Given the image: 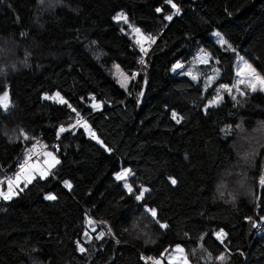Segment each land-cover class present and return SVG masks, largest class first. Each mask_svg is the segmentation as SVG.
<instances>
[{"label": "trees", "instance_id": "trees-1", "mask_svg": "<svg viewBox=\"0 0 264 264\" xmlns=\"http://www.w3.org/2000/svg\"><path fill=\"white\" fill-rule=\"evenodd\" d=\"M173 3L179 15L165 0H0V95L10 94L0 106V178L37 141L60 143L49 147L59 163L48 175L0 200V264H151L177 244L193 262L191 249L201 247L223 256L218 264H264V231L254 227L264 219V147L248 175L257 199L217 191L222 179L237 191L225 171L237 160L236 140L264 123V92L205 109L215 85L233 81L237 52L264 77V0ZM133 28L155 38L143 40L152 45L146 54ZM201 48L221 70L207 92L172 70ZM115 65L132 76L130 88ZM56 90L67 103L45 98ZM76 112L103 143L75 123ZM122 168L131 192L115 176ZM141 185L148 190L137 200ZM141 217L151 242L135 232Z\"/></svg>", "mask_w": 264, "mask_h": 264}, {"label": "rangeland", "instance_id": "rangeland-1", "mask_svg": "<svg viewBox=\"0 0 264 264\" xmlns=\"http://www.w3.org/2000/svg\"><path fill=\"white\" fill-rule=\"evenodd\" d=\"M41 9L45 10L46 8L41 6ZM141 34L143 36L142 31H141ZM212 34L214 36L216 43L219 46L223 47V46L227 45V44L222 45L220 43V38H223L224 40H225V38L219 32L215 31ZM137 38L139 39L140 37H137ZM205 60L207 62H204ZM213 61H214V59L211 56V54L207 50H205L204 48H201L196 52L195 56L191 60L177 62L180 65H182V67L174 69V65H176L177 64L176 63L173 65L172 70H173V72H177L179 74H186L190 78H192L193 76L197 77L195 80L194 79L193 80L201 83L203 86L204 92H207L210 88H212L215 85V81L221 76L220 68L218 66L214 65ZM245 62L250 64L252 66V68L255 69V72L263 77V75H261L257 71V69L252 65V63L243 54L237 52L236 59L234 62L233 81L231 83H222V84L220 83L217 86L215 85L213 93L210 96H207L208 102H207V106L205 107V109L208 107H211V106L218 105L219 103H221L224 100L225 96H229L232 99H237L241 96H245L246 93H248V92L255 93L257 91H261V90H259V86H258V90L253 92L251 90V88L246 87L245 84L239 83V81H241V80L247 81V80L251 79V76L249 75V70H247L245 68ZM202 65H207V67H209L207 70H209V71H203L201 69ZM238 73H240V75H238ZM115 76L117 77L118 83L124 89L130 88L129 86H131V84H132V76L130 74H128L120 65H115ZM222 85H226L227 89H229L230 91L225 90V88H222L221 87ZM237 89H239V90H237ZM7 92L9 93V91H7ZM261 92H264V91H261ZM57 93H59V96L65 100L62 93L58 90H56L54 93H46L45 96L46 97H55ZM241 93H244V94L242 95ZM218 95L222 99H220L218 103L212 104L211 102L213 100L217 99ZM50 100H55V101L59 102V98H54V99H50ZM9 104H10V94H9L8 106H9ZM87 125L89 126L91 131L94 132V130L91 128V126L88 123H87ZM88 133H89V131H88ZM96 139L100 143H103L98 138L97 135H96ZM262 147H264V123L260 124L257 127V131H255V132H253L247 136L241 135L236 140L234 148H235V151L237 152V160L235 161V163L230 168H228L225 171V173L227 175H229V178H228L229 182L235 181V184H234V182H233V184L236 185L237 191L226 190L225 183L227 181L222 179L221 182L217 185V191L220 195L225 194L230 198H234L236 195H244L247 197V199H251V200H255L259 197V193H258L259 188H258V190L255 189L254 184L251 181L250 176H248V175H249L250 169L254 165L256 158L261 154L260 151H263ZM47 153H52L53 156L55 157V159L59 161L58 150H56L55 148H47V151L44 153V161L46 162L45 164L49 168L53 169L57 166V164H55L54 166H51L53 164L52 163L53 160H52V158L50 159V157L46 155ZM37 163H40V162H35V161L30 162L24 168V170L21 172V174H19V180H17V182H15V181L13 182L12 190L15 193V195H13L12 198L18 194V192H19L18 190L22 188V185L24 183H27V179H26L27 176H29V175L36 176L37 173H36V171L33 170V168L38 167ZM39 165H41V164H39ZM42 167L46 168V166H42ZM52 169H49L47 171H50ZM125 169L130 170L129 168H122L120 171H118L115 174V176L117 177V175L119 173L123 172ZM43 172H46V170L42 168L41 173H43ZM130 175H131V172H130ZM130 175L126 176L124 179H121V180H123L124 185L125 184L130 185L131 188L133 189L134 187H133L132 183L129 181ZM262 178H264V176L261 175L259 177V181H258L259 185H262V183H261ZM6 184L7 185L3 184L5 186L0 185V192H4V193L8 192V190H9L8 182ZM17 184L19 185L18 187L16 186ZM27 184H29V183H27ZM143 189L148 190V187L146 185H141L137 195H139L140 191ZM2 198L3 197H0V200ZM6 200H8V199H6ZM151 209H154V208H151ZM141 218L142 219H138L134 223L135 232L138 233V235L142 236L144 238L145 242H151L154 240L155 236L150 234V232L147 228V225H148L147 220L144 217H141ZM89 238H90V236H85L83 240L87 242L90 240ZM177 246H179L180 248H182L184 250L183 253L176 251ZM80 247H83V246H80ZM191 252H192L193 257L195 256L198 258V261L193 262L189 258L185 247L180 245V244L175 245L167 253H165L164 256H161L157 259L155 258V260L159 261L160 263H167V264H185V259L187 260V264H199V263L208 264L209 261H213L214 264H218L219 262L217 259L223 260V256L217 257V259L212 258L211 256H208L201 247H197L194 250L191 249Z\"/></svg>", "mask_w": 264, "mask_h": 264}, {"label": "snow or ice", "instance_id": "snow-or-ice-1", "mask_svg": "<svg viewBox=\"0 0 264 264\" xmlns=\"http://www.w3.org/2000/svg\"><path fill=\"white\" fill-rule=\"evenodd\" d=\"M165 3L171 5V7H172L173 9L176 10V11L174 12V15L179 14V9H178L177 5H176L175 3H173V0H165ZM156 11H157V12H161L162 9H161V8H157ZM164 18H165L166 20L171 21V20H172V15H166ZM114 19H116L117 21H119V20L122 19V20H124L125 23L128 22V21H127V18L124 17L122 14H118L116 17H114ZM129 26L131 27V25H129ZM133 32L137 35V37H140V38L137 39L135 42H136L137 44H140V45H141V52L144 53V54H146V53H147V49H145V48L143 47V40L146 39V40H148V41H150V42H154L155 38H154V37H151V36L143 37L142 34H141V30H140L139 28H133ZM217 35H218V34H217ZM220 43L223 45V44H226L227 41H225L223 38H220ZM229 47H231V46L229 45ZM140 62L143 63V59H141ZM204 62H207V61L205 60ZM117 67H118V66H117ZM180 67H182V65H180L179 63H177L176 65H174V69H176V68H180ZM245 68H246L247 70H249V75L251 76V79H250V80H247V81H245V80H241V81H239V83H243V84H245L246 87L251 88V90H252L253 92H255V91L258 90V86H259V90L264 91V77H262V76H260L258 73H256V72H255V69H253L252 66H251L250 64H248L247 62H245ZM238 75H240V73H238ZM196 78H197V77H195V76L192 77V79H194V80H195ZM221 87H222V88H225V90H229V89H227V86H226V85H222ZM237 90H239V89H237ZM229 91H230V90H229ZM241 94L243 95L244 93H241ZM45 98H46V99L59 98V102H60V103H67V101H65L62 97L59 96V93H57L55 97H45ZM220 99H222V98L219 97V95H218V96H217V99L213 100L211 103H212V104L218 103ZM8 103H9V93H8L7 91H5L2 95H0V106L4 107V108L6 109V108L8 107ZM68 106L71 107V105H68ZM93 107H94V108H98L99 105H93ZM72 110H73L74 112L76 111L74 108H73ZM76 115H77V117H79V116H80V113H79V112H76ZM172 116H173V119H176V117H177V113L173 112ZM81 122H82L81 120H77V123H78V124H81ZM177 123H179V120H177ZM82 126L85 127V129L89 131V133L92 135V137H93L94 139L96 138L95 133L91 131V129L89 128V126L87 125L86 122H83ZM63 131H65V129L62 127V128L60 129V132H63ZM58 136H59V133H58ZM46 155L49 156V157H52L53 164H52L51 166H54L55 164H58V163H59V161L55 159V157L53 156L52 153H47ZM47 174H48L47 172H43V173H41V178H43V177L46 176ZM128 175H130V170L125 169L123 172L119 173V174L117 175L116 178H117L118 180H119V179H124V178H125L126 176H128ZM34 178H35V177L32 176V175L27 176V177H26V179H27V183H31V182H32V179H34ZM169 179H170V181H171L172 184H175V183H176V180H175V179H173V178H169ZM17 180H19V174L17 175ZM261 183L264 184V178H262ZM65 184H66V186L71 187V185H69L67 181L65 182ZM8 185H9V190H8L7 193L0 192V197H3L4 199H11L12 196L15 195V193H14L13 190H12L13 181H12V180H9V181H8ZM16 186L18 187L19 185L17 184ZM26 186H27V184H25V187H26ZM125 187L128 188L129 192L132 191V188H131L130 185L125 184ZM21 190H22V189H21ZM146 191H147V189H143V190H141V191H140V194L136 196V199H137V200L142 199L143 196H144V193H145ZM45 198H46V199H49V200H52V199H55L56 197H55L54 195L49 194V195L46 196ZM149 211L151 212V214H152L153 217L156 216V210H155V209H150ZM89 223H91V221H89ZM161 227H167V225H161ZM86 235H87V234H86ZM101 235H103V234L101 233ZM223 235H224L223 232H220V233L217 234L218 238H222ZM97 238H99V237H97ZM79 250H80L81 252H84V251H85V249H84L83 247H80ZM165 251H167V250H165ZM176 251L183 253L184 250H183L182 248H180L179 246H177ZM162 255H163V254H162ZM142 259H144V258L142 257ZM146 259L151 260L152 258H151V257H148V258H146ZM221 259H222V258H221ZM155 264H160V262H159V261H155ZM185 264H187V260H186V259H185Z\"/></svg>", "mask_w": 264, "mask_h": 264}, {"label": "built area", "instance_id": "built-area-1", "mask_svg": "<svg viewBox=\"0 0 264 264\" xmlns=\"http://www.w3.org/2000/svg\"><path fill=\"white\" fill-rule=\"evenodd\" d=\"M180 13H181V10L179 9V14ZM179 14H177V15H179ZM144 47L145 48H151L152 45H151V43H146V44H144ZM77 120H81L82 121L81 124H83V122H85V117L80 113L79 117H77V115H76V121H75L76 124H78ZM35 146L38 147L40 149V151L37 152V151H33L32 149L29 150L27 152V154L17 162L14 170L11 173L7 174L3 178H0V185L6 184L9 180H12L13 182L16 181L18 173L26 167V165L28 164L29 161L39 159L44 146L55 147L56 149H59L60 143H59L58 139H56L53 143H49V144H43L40 141H37L35 143ZM254 227H255L256 234L262 233L264 231V221L255 222ZM150 263H151V261H150ZM151 264H155V262H152ZM160 264H162V263H160Z\"/></svg>", "mask_w": 264, "mask_h": 264}, {"label": "crops", "instance_id": "crops-1", "mask_svg": "<svg viewBox=\"0 0 264 264\" xmlns=\"http://www.w3.org/2000/svg\"><path fill=\"white\" fill-rule=\"evenodd\" d=\"M47 148H49V147H47V146H44L43 147V150H42V152H41V155H40V157H39V159H37V160H32V161H35V162H40V163H37V165H38V167H36V168H33V170L34 171H36V176H34L35 178L36 177H38V176H41V172H42V168L43 169H45L46 170V172L47 173H50L51 172V170L50 171H47V170H49V169H52V168H49L45 163V161H44V153L47 151ZM33 151H37V152H39L40 151V149L38 148V147H36V146H33L32 148H31ZM31 149H29V150H31ZM28 150V151H29ZM52 157H50V159H51ZM32 161H29L28 162V164L30 163V162H32ZM53 163V162H52ZM27 164V165H28ZM39 164H41V165H39ZM26 165V166H27ZM42 166H46V168H44V167H42ZM24 169H22L18 174H21V172L23 171ZM39 173V174H38ZM15 182H17V179H16V181ZM25 184H27V183H24L23 185H25ZM5 185H7V184H5ZM5 185H3V186H5ZM22 185V186H23ZM3 199V198H2Z\"/></svg>", "mask_w": 264, "mask_h": 264}, {"label": "water", "instance_id": "water-1", "mask_svg": "<svg viewBox=\"0 0 264 264\" xmlns=\"http://www.w3.org/2000/svg\"><path fill=\"white\" fill-rule=\"evenodd\" d=\"M143 96H144V92L142 91V93H141V97H140V98L142 99ZM141 99H140V100H141ZM101 104H102V102L95 103V105H101Z\"/></svg>", "mask_w": 264, "mask_h": 264}, {"label": "bare ground", "instance_id": "bare-ground-1", "mask_svg": "<svg viewBox=\"0 0 264 264\" xmlns=\"http://www.w3.org/2000/svg\"><path fill=\"white\" fill-rule=\"evenodd\" d=\"M257 221H264V219L263 220H256V221H254V224H255V222H257ZM220 233V232H219ZM223 237H226V235H223Z\"/></svg>", "mask_w": 264, "mask_h": 264}, {"label": "clouds", "instance_id": "clouds-1", "mask_svg": "<svg viewBox=\"0 0 264 264\" xmlns=\"http://www.w3.org/2000/svg\"><path fill=\"white\" fill-rule=\"evenodd\" d=\"M163 264V263H162Z\"/></svg>", "mask_w": 264, "mask_h": 264}]
</instances>
